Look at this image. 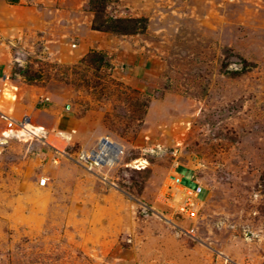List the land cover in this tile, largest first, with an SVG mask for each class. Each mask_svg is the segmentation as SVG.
Segmentation results:
<instances>
[{"label": "rangeland", "instance_id": "rangeland-1", "mask_svg": "<svg viewBox=\"0 0 264 264\" xmlns=\"http://www.w3.org/2000/svg\"><path fill=\"white\" fill-rule=\"evenodd\" d=\"M0 88V264H264V0H0Z\"/></svg>", "mask_w": 264, "mask_h": 264}, {"label": "built area", "instance_id": "built-area-1", "mask_svg": "<svg viewBox=\"0 0 264 264\" xmlns=\"http://www.w3.org/2000/svg\"><path fill=\"white\" fill-rule=\"evenodd\" d=\"M0 90L2 91L1 88ZM5 94L8 98L11 97V99L16 100V92L8 90L5 92ZM46 100H48V98H45V100L43 99L42 102ZM20 126V131H22L20 136L28 135L36 139H42L44 137L43 129L32 124L29 117H25L21 121ZM2 136L4 137V140H0V145L4 144V142L8 140V138L11 136V133L9 132V134L6 135V131H4ZM120 153H122V150L117 147L114 142L107 138H103L99 141L95 149L82 151L79 153V157L84 160L86 164H89V168L92 169L98 165H112L118 159V155ZM192 177L195 182V187L193 188L183 186L181 184L182 176L178 173V171H176V169H174L168 176L169 187L174 190L172 195L174 197H179L178 206L180 212L189 213L192 211L194 205L201 201L198 199V197L203 192L205 187L196 181L194 176ZM45 183L46 179H43L42 184Z\"/></svg>", "mask_w": 264, "mask_h": 264}, {"label": "bare ground", "instance_id": "bare-ground-1", "mask_svg": "<svg viewBox=\"0 0 264 264\" xmlns=\"http://www.w3.org/2000/svg\"><path fill=\"white\" fill-rule=\"evenodd\" d=\"M115 145H116V143H115ZM117 147H120L119 145H117Z\"/></svg>", "mask_w": 264, "mask_h": 264}]
</instances>
